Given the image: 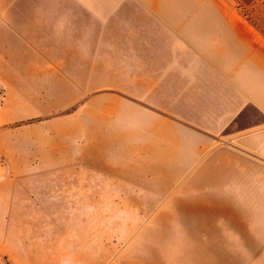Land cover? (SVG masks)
Returning <instances> with one entry per match:
<instances>
[{
    "label": "crops",
    "instance_id": "1",
    "mask_svg": "<svg viewBox=\"0 0 264 264\" xmlns=\"http://www.w3.org/2000/svg\"><path fill=\"white\" fill-rule=\"evenodd\" d=\"M0 158L10 264H264V0H0Z\"/></svg>",
    "mask_w": 264,
    "mask_h": 264
},
{
    "label": "rangeland",
    "instance_id": "2",
    "mask_svg": "<svg viewBox=\"0 0 264 264\" xmlns=\"http://www.w3.org/2000/svg\"><path fill=\"white\" fill-rule=\"evenodd\" d=\"M2 165V163H0V166ZM157 216V215H156ZM156 216L154 217V219L156 218ZM140 219H141V216H136L133 220H134V224L136 225V224H138V222L140 221ZM153 219V220H154ZM139 220V221H138ZM152 220V221H153ZM151 221V222H152ZM132 222V221H131ZM16 263H18V264H25L24 262H16ZM0 264H10L9 262H8V260H7V258L6 257H4L3 255H0ZM11 264H13V263H11ZM116 264H118V263H116Z\"/></svg>",
    "mask_w": 264,
    "mask_h": 264
},
{
    "label": "built area",
    "instance_id": "3",
    "mask_svg": "<svg viewBox=\"0 0 264 264\" xmlns=\"http://www.w3.org/2000/svg\"><path fill=\"white\" fill-rule=\"evenodd\" d=\"M0 163H1V158H0Z\"/></svg>",
    "mask_w": 264,
    "mask_h": 264
}]
</instances>
